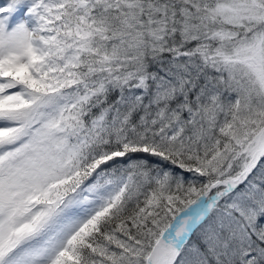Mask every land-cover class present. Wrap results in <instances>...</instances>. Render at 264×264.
I'll use <instances>...</instances> for the list:
<instances>
[{"label": "snow or ice", "instance_id": "6c2138e0", "mask_svg": "<svg viewBox=\"0 0 264 264\" xmlns=\"http://www.w3.org/2000/svg\"><path fill=\"white\" fill-rule=\"evenodd\" d=\"M0 264H264V0H0Z\"/></svg>", "mask_w": 264, "mask_h": 264}]
</instances>
